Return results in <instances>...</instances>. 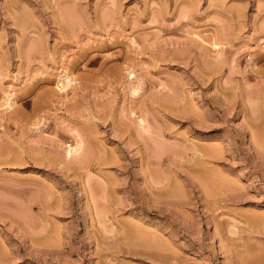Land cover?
<instances>
[{"label":"rangeland","instance_id":"obj_1","mask_svg":"<svg viewBox=\"0 0 264 264\" xmlns=\"http://www.w3.org/2000/svg\"><path fill=\"white\" fill-rule=\"evenodd\" d=\"M0 264H264V0H0Z\"/></svg>","mask_w":264,"mask_h":264}]
</instances>
